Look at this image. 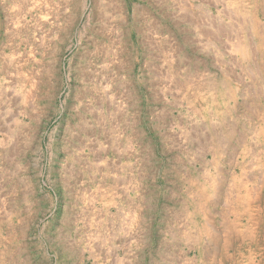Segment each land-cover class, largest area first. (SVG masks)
Returning <instances> with one entry per match:
<instances>
[{
	"label": "rangeland",
	"instance_id": "obj_1",
	"mask_svg": "<svg viewBox=\"0 0 264 264\" xmlns=\"http://www.w3.org/2000/svg\"><path fill=\"white\" fill-rule=\"evenodd\" d=\"M263 229L264 0H0V264H263Z\"/></svg>",
	"mask_w": 264,
	"mask_h": 264
},
{
	"label": "bare ground",
	"instance_id": "obj_2",
	"mask_svg": "<svg viewBox=\"0 0 264 264\" xmlns=\"http://www.w3.org/2000/svg\"><path fill=\"white\" fill-rule=\"evenodd\" d=\"M95 14H96V12H95ZM99 14H100V12H99ZM94 19V18H93ZM122 21V20H121ZM130 22V21H129ZM109 28V27H108ZM110 52V51H109ZM220 144V143H219ZM222 144V143H221ZM236 238V237H235ZM263 242H264V229H263ZM230 241V240H229ZM231 242V241H230ZM232 242H233V240H232ZM224 243H226V242H224ZM225 245V244H224ZM226 247V246H225ZM225 250V249H224ZM222 257V256H221ZM263 264H264V262H263Z\"/></svg>",
	"mask_w": 264,
	"mask_h": 264
},
{
	"label": "crops",
	"instance_id": "obj_3",
	"mask_svg": "<svg viewBox=\"0 0 264 264\" xmlns=\"http://www.w3.org/2000/svg\"><path fill=\"white\" fill-rule=\"evenodd\" d=\"M258 245H259V244L256 242V243H255V246H258ZM255 248H256V247H255Z\"/></svg>",
	"mask_w": 264,
	"mask_h": 264
}]
</instances>
